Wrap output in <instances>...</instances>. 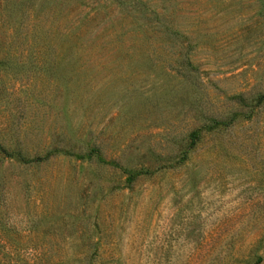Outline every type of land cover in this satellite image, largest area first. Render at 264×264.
<instances>
[{"label":"rangeland","instance_id":"374dc122","mask_svg":"<svg viewBox=\"0 0 264 264\" xmlns=\"http://www.w3.org/2000/svg\"><path fill=\"white\" fill-rule=\"evenodd\" d=\"M22 250L264 264V0H0V264Z\"/></svg>","mask_w":264,"mask_h":264},{"label":"trees","instance_id":"16d2710c","mask_svg":"<svg viewBox=\"0 0 264 264\" xmlns=\"http://www.w3.org/2000/svg\"><path fill=\"white\" fill-rule=\"evenodd\" d=\"M260 98H261V95L257 97L255 103H258ZM227 122L214 120L213 124L215 126H218V125H225ZM194 131L195 130L191 131V134H193ZM2 155H3V157H8L11 160L16 161V162L21 163V164L33 161V159H31V158H29V159L26 158V155L24 153H21L18 150L13 151L12 153H9V154L2 153ZM37 254H40V251H37V250L23 251L22 250V253L20 254L21 259H15L13 264H41V261L43 260V258H40V256Z\"/></svg>","mask_w":264,"mask_h":264}]
</instances>
